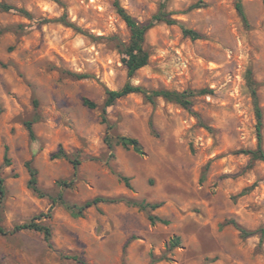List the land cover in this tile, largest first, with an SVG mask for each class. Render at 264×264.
<instances>
[{"label":"rangeland","instance_id":"obj_1","mask_svg":"<svg viewBox=\"0 0 264 264\" xmlns=\"http://www.w3.org/2000/svg\"><path fill=\"white\" fill-rule=\"evenodd\" d=\"M59 2L0 0L12 8L0 7V226L8 232L0 235V264H264V163L239 153L257 145L248 71L258 85L264 149L262 0H167L177 23L147 32L148 64L131 79L119 52L130 32L113 0ZM163 2L119 0L141 23ZM127 82L211 93L191 99L193 113L131 94L103 115L105 91ZM119 137L137 139L143 154L122 148ZM59 146L78 161L76 174L68 161L51 158ZM29 161L38 193L29 187ZM95 197L160 204L148 213L169 224L152 226L146 212L123 202L77 217ZM33 219L50 228V245L38 232L12 233ZM232 222L252 235L241 237Z\"/></svg>","mask_w":264,"mask_h":264},{"label":"trees","instance_id":"obj_2","mask_svg":"<svg viewBox=\"0 0 264 264\" xmlns=\"http://www.w3.org/2000/svg\"><path fill=\"white\" fill-rule=\"evenodd\" d=\"M56 3H60L59 0H53ZM160 9L158 12L153 15L147 22L141 23L137 21L135 18L130 16L120 5L119 0H113V7L117 13V15L122 19V21L126 24L127 28L130 32L129 41L126 44H120L119 52L122 55V64L126 69L127 78L131 79L135 76V74L142 68H144L149 61V54L145 48V37L147 32L152 29L155 25L159 23H164L166 25H175L177 21L172 18L171 14L166 11V1L163 0ZM263 9H264V0H262ZM0 7L7 11L11 10L12 8L7 5H0ZM196 5L191 6L190 8H196ZM235 9L241 18V20L246 23V15L244 13L243 7L240 2L235 4ZM64 25H68L70 27L71 24H68L64 18L60 20ZM182 33L184 36L192 39L197 40L200 38V34L190 30L182 28ZM81 78V77H80ZM247 86L250 91V95L253 102L254 114L256 119V139L257 145L254 150H242L239 153L246 155L249 157L250 161L252 162H262L264 163V149L262 146V110L259 105L258 96H257V83L252 77V72L248 71L247 73ZM211 93L210 90H199L197 92L191 91H170V90H154L150 91L140 86H133L129 82L125 83L123 87L119 90H106L105 91V101L102 106V113L103 115L106 113V109L115 104L116 101L131 95V94H139L141 95L144 100H146L150 104H154L156 99H162L166 102L174 103L179 105L182 109L186 110L187 112H192V98L201 95H207ZM83 105L89 109H95L96 105L93 102H90L87 99L83 100ZM193 113V112H192ZM196 119L199 121V116L197 114H193ZM103 120L106 119L103 116ZM32 122H26L24 124L28 136L31 140L35 139V135L32 128ZM103 142L107 146L109 150H112V142L111 138L108 134H106L103 138ZM117 143L124 149H132L135 153L142 155L143 150L141 147L140 142L135 138L130 137H119L117 139ZM52 159H64L68 161L74 169V173L76 174L77 167L79 165L78 161L70 159V157L64 152L61 146H59L56 153L51 156ZM10 161L8 159V149L5 147L4 149V158L3 164L9 165ZM25 168L27 169L30 180H29V187L36 193H38V180H37V171L35 168L32 167L31 161L25 163ZM121 180L124 182L125 186L128 189H131L129 184L128 178L120 177ZM5 193L4 190V180L0 174V199L3 198ZM125 203L127 206L137 208L139 211L147 213V220L150 225L154 226L156 224L168 225L169 222L167 220L161 219L155 215L148 213L149 211H154L160 207V204H148L145 201L136 202V201H129L122 198L117 199H110L104 197H95L92 200H89L78 207V213L75 215L77 217H81L83 212L91 207H95L99 204L108 203V204H115V203ZM232 225L240 232L241 237H249L252 235V232H247L240 228L237 224L232 222ZM20 231H34L41 233L45 239V241L50 245L51 241V230L49 227L35 222V219L31 220L30 222L23 223L21 225H17L13 228L12 233L20 232ZM6 232L0 226V235H6ZM261 239L264 237V229L260 230ZM170 247L174 248L178 246V238H172L169 241Z\"/></svg>","mask_w":264,"mask_h":264}]
</instances>
